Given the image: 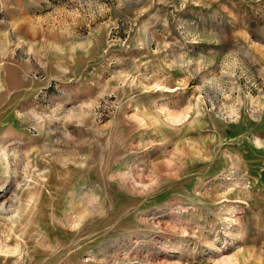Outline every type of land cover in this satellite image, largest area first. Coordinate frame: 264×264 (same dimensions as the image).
Instances as JSON below:
<instances>
[{"label":"rangeland","instance_id":"374dc122","mask_svg":"<svg viewBox=\"0 0 264 264\" xmlns=\"http://www.w3.org/2000/svg\"><path fill=\"white\" fill-rule=\"evenodd\" d=\"M0 264H264V0H0Z\"/></svg>","mask_w":264,"mask_h":264}]
</instances>
